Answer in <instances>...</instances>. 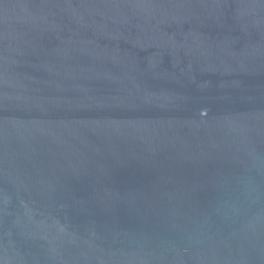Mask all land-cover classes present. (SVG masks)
I'll list each match as a JSON object with an SVG mask.
<instances>
[{
  "label": "water",
  "instance_id": "water-1",
  "mask_svg": "<svg viewBox=\"0 0 264 264\" xmlns=\"http://www.w3.org/2000/svg\"><path fill=\"white\" fill-rule=\"evenodd\" d=\"M0 264H264V0H0Z\"/></svg>",
  "mask_w": 264,
  "mask_h": 264
}]
</instances>
